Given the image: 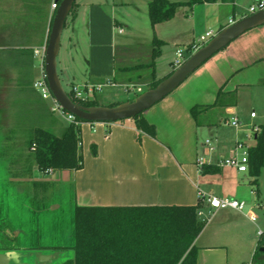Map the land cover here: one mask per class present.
I'll use <instances>...</instances> for the list:
<instances>
[{"label":"crops","instance_id":"crops-1","mask_svg":"<svg viewBox=\"0 0 264 264\" xmlns=\"http://www.w3.org/2000/svg\"><path fill=\"white\" fill-rule=\"evenodd\" d=\"M129 1H75L63 29V32L70 34L68 47L63 57L59 61L57 59L58 75L68 83L69 90L74 85L88 83H103L108 88L124 87L130 83L129 73L123 71L126 67H132L126 64L127 56L121 55V64L116 60L117 47L130 43L128 39L122 42L117 40L124 31L123 24L117 20L116 7L127 5ZM250 1L247 9L242 0H234L233 5L205 3L181 6L172 20L156 24L153 28L150 26L149 36L143 35L142 42L139 40L142 35L136 33L132 37L140 45H149L145 63L150 58L153 36L163 43L154 61V73L156 79H164L174 70L172 62L178 48L193 50L192 45L197 44L199 37L208 31L216 34L227 27L230 20L235 22L249 15L248 9L256 3L255 0ZM57 2L0 0V133L9 132L6 138L0 136V163L5 166L8 177L6 182L0 181V190L3 188L8 217L12 212L13 196L23 195L30 204L36 203L35 212L52 211L53 217H56L54 227L59 226L61 220L58 213L63 211L64 206L59 201L61 196L57 200L54 192L58 189L54 185L58 183L72 185L73 209L75 206H193L199 201V192L243 203H248L255 195L258 197L252 185H245L239 180L240 172L220 167L214 174H202L193 163L197 156L194 136L198 127L211 129L218 113H233L238 94L255 88L263 93L264 98V25L230 42L178 88L142 113L146 122L155 128L154 138L140 134L132 119L98 125V131H94L93 135L86 132L80 139V150L85 144L91 145L90 164L87 166L82 161L80 170L61 171L53 182H45L43 178L54 176L55 172L44 175L38 171L34 160L29 163L28 157L22 155L24 147L18 146L16 133L24 131V123L30 122L29 116L36 117L42 112L43 116L45 113L44 107L38 105L46 100L39 97L32 85L41 76L43 49L56 10L51 5ZM123 27L129 29L128 24ZM80 37L84 39L86 47L82 63L76 49ZM140 73L146 76L145 72ZM220 91L218 105L201 112L195 120L190 109L213 105ZM17 101H23L26 105V111L20 115L15 107ZM87 124L83 126L94 129L92 123ZM138 135L140 141L137 140ZM202 152L205 157H210L212 151L205 147ZM22 182L31 183L32 189L20 188ZM250 182L254 184V180ZM255 208L244 212L256 216ZM207 211H210L208 207L204 213ZM212 213V219L195 241L198 264H243V254L250 252L252 245L244 238L242 227L244 219L251 221L245 213L232 209ZM209 228L211 230L206 234ZM17 229L6 227L5 237L18 238L22 232ZM46 234L42 229L37 230L36 245ZM202 238L203 242L199 245ZM260 260L264 261V256Z\"/></svg>","mask_w":264,"mask_h":264},{"label":"trees","instance_id":"trees-1","mask_svg":"<svg viewBox=\"0 0 264 264\" xmlns=\"http://www.w3.org/2000/svg\"><path fill=\"white\" fill-rule=\"evenodd\" d=\"M59 2L60 0L57 5ZM205 3L233 5L234 0H148L150 26L153 28L156 24L171 20L181 6L192 7ZM74 5L75 2L71 11ZM65 26L66 21L64 28ZM162 45L153 36L149 61L123 69L129 74L136 73L129 79V84H139L148 90L162 80L156 79L154 73V61L159 56ZM187 51L191 53L193 50L188 48ZM140 72H145L146 76ZM68 94L74 102L84 107L100 106L95 98L78 100L70 91ZM220 94L221 91L211 106L192 107L190 112L193 118L197 120L201 112L217 106ZM117 104L120 103L108 106ZM132 121L140 134L155 137L154 126L147 123L142 114L132 118ZM81 122L86 121L76 118L75 122L66 126L60 136L48 129H33L27 143L39 172L77 171L82 168V155L79 150ZM137 140L140 141V135ZM262 166L264 125L255 133L254 145L248 148V167L253 169L255 177ZM199 169L202 174H214L219 167L205 165ZM205 209L206 206L200 200L193 206H75L71 218L70 240L68 244L56 247L71 250L73 255L61 264H198V247L195 241L206 225V220L199 218L198 212ZM258 248H264V231L259 235L254 256L258 254Z\"/></svg>","mask_w":264,"mask_h":264},{"label":"rangeland","instance_id":"rangeland-1","mask_svg":"<svg viewBox=\"0 0 264 264\" xmlns=\"http://www.w3.org/2000/svg\"><path fill=\"white\" fill-rule=\"evenodd\" d=\"M257 1V0H255ZM130 3H127V5H118L116 7V13L120 14L117 18L119 22H121L124 25H129V29L126 27H123L124 34L122 37L118 38L117 40L119 42H122L123 39H128L129 45L123 47L118 46L116 49V60L118 64H121V55H126L128 58L127 65L133 66L136 64H143L148 59V51L150 49L149 45H146L144 43H137L134 36V34H139L142 38L139 37V40L143 39V35L149 36V19H148V8L147 3L148 0H130ZM244 8H248L249 4L251 3L250 0H242ZM123 17V19L121 18ZM173 19V18H172ZM171 19V20H172ZM170 21V20H169ZM217 33V32H216ZM70 34L67 31H64L61 36V49L60 54L57 57L58 61L66 52V47H68V37ZM118 42V45H119ZM121 45V43H120ZM201 46V45H200ZM79 50V54L81 57L80 63L84 61L85 58V41L84 39L80 37L79 46L76 48ZM194 51L187 54L185 56V59L189 57ZM175 69V68H174ZM136 73L129 74L130 77H133ZM60 80L64 87V89L68 92V83L62 78L61 75ZM142 92L146 91V87H141ZM124 87H115V88H108L107 86H104L102 91L99 92L97 95L94 96L98 100L100 105L108 106L109 104H113L116 102L122 103L128 100H132L140 93H135L134 91L130 92H124ZM37 93V92H36ZM38 94V93H37ZM39 95V94H38ZM40 97V96H39ZM264 101L263 93L258 91L257 89L248 90L244 93L238 94L235 99V111L233 113H227L224 114L223 112L218 113L216 115L215 124L211 127V129L206 127H198L196 129V135L194 136V143L195 147L197 149V156L196 159L204 158L205 155L203 154L202 150L205 147L212 148L213 151L211 152L210 159H218L220 157H228L230 150H232L237 142L243 143L246 147H251L254 145L253 140V134L254 129L259 128L261 125H264V106L262 105ZM15 107L19 111V115L22 111H26L25 103L23 101H17L15 102ZM44 105V106H43ZM40 108L44 107V115L41 114L39 116L31 115L29 116V123H24L25 129L24 131H20L17 135V139L20 145L23 146L24 149L22 155H26L28 157V162L33 161V158L31 154H29L28 150V138L31 135V130L39 127L43 129H48L52 131L57 136H60L64 127L68 125L67 120L65 119L64 115H61L58 112L51 111V103L50 101L44 102V104L40 103L38 105ZM28 112V111H27ZM253 113L255 118H251L250 114ZM22 115V114H21ZM26 117V116H24ZM234 117H237L239 119V125L238 127L234 128L228 124H226L227 121H232ZM104 125V123L101 122H95L92 123L91 127L86 128L83 125H88L86 122H81V138L84 135V133L89 132L90 135L94 134V131H98L97 126L98 125ZM24 125H21V127H24ZM13 135V134H12ZM0 136L8 137L9 132H2L0 133ZM84 137V136H83ZM206 141L209 142V144H205ZM22 149V150H23ZM80 150V149H79ZM80 153L82 155V161L83 163H87V166L90 164V155L91 153V145L90 143L88 145H84ZM91 153V154H90ZM26 160V161H27ZM195 166V163H193ZM30 166V164H29ZM229 169H233L235 171L236 169L229 167ZM237 171V170H236ZM61 171H55L54 176H51L49 178L44 177L45 182H53L55 178L57 177V174ZM237 173V172H236ZM239 180L242 181L245 185H252V190L256 189L258 197L256 195L252 198L251 201L245 204V210L247 211L250 208L256 207L254 210L256 214V223L248 222L246 219L245 223L243 225V232H244V238L251 242L252 248L250 252H244L243 254V264H264L263 260H260V257L264 256V248H258V254L254 256L255 251L258 246V239L259 236L257 235V230L263 231L264 228V166L260 167L258 176L255 177L253 169L249 168L247 165V171L243 173H238ZM8 177L5 174V166L0 163V181L6 182ZM20 179V177H18ZM71 180V179H70ZM69 180V181H70ZM256 180V183H252L250 181ZM19 181V180H18ZM43 181V180H42ZM43 181V182H44ZM27 182V181H24ZM20 184V188L22 189H32L31 183H24ZM6 184V183H5ZM52 185V184H51ZM50 185V186H51ZM18 188V187H17ZM54 192L56 193V198L63 205V211L61 213H58L60 216V222L61 224L57 227H54L55 218L53 217L54 214L52 211L48 210H36L35 212V205L36 203L30 204L28 200L26 201L25 196L23 195H16L13 196V202L11 204V210L12 212L9 214L10 217L6 214V198L3 194V188L0 190V224L4 225L8 228L15 227L16 229H20L22 232L19 236V239L24 242V245L26 247H30V245H36V239H35V233L37 230H41L45 233H47L42 240L39 239V242L41 245L45 246L41 251H31L26 252L27 257L23 258V262L27 264H37V257L36 255H42L44 258L42 262H39V264H61L62 262L69 260L72 258V251L66 250V249H59L56 247H61L62 245L68 244V241L70 240V234L72 231V210H73V203H72V185L71 184H55ZM11 190V189H10ZM14 190V189H13ZM27 196V195H26ZM53 198V196H52ZM25 201L27 203H25ZM35 201H38V199ZM41 206V204H38ZM35 208V209H34ZM38 208V207H37ZM213 211H207L204 218H207L206 225L210 222L212 219V213ZM244 213V212H243ZM56 225V224H55ZM205 225V226H206ZM213 228V226H211ZM17 229V230H18ZM211 230L209 228L206 230V234ZM251 235V238H250ZM32 236V237H31ZM204 237V236H203ZM4 237L0 234V241L3 240ZM35 239V240H34ZM66 242V244H65ZM203 242L200 240L198 243L199 245ZM33 252V253H32ZM37 252V253H36ZM262 253V254H261ZM50 257V259H47ZM18 264V263H16Z\"/></svg>","mask_w":264,"mask_h":264},{"label":"water","instance_id":"water-1","mask_svg":"<svg viewBox=\"0 0 264 264\" xmlns=\"http://www.w3.org/2000/svg\"><path fill=\"white\" fill-rule=\"evenodd\" d=\"M75 1L60 0L55 10L44 51V74L49 91L61 109L75 118L89 123H114L132 119L144 113L178 88L196 69L230 42L245 32L264 25V9L242 17L221 29L208 42L197 48L179 67L175 68L154 88L141 92L132 100L115 106L84 107L74 102L69 96L61 83L57 70V57L64 24ZM18 255L20 256V253L6 252L0 254V259L5 262L13 259L17 263L16 258H19ZM47 259H50V257Z\"/></svg>","mask_w":264,"mask_h":264},{"label":"built area","instance_id":"built-area-1","mask_svg":"<svg viewBox=\"0 0 264 264\" xmlns=\"http://www.w3.org/2000/svg\"><path fill=\"white\" fill-rule=\"evenodd\" d=\"M58 5L57 3H53L51 5V8L57 9ZM261 9H264V0H257L254 5H252L248 9L249 15L252 13H255L256 11H259ZM233 21H229V25L232 24ZM215 34L212 31H208L204 35L200 36L197 40V44L192 45L193 50H196L200 47V45H204L206 42L209 41ZM44 51L43 49V58H44ZM187 48H178L175 53V59L172 62L173 68L179 67L183 61L185 60ZM33 89L39 94L40 98L46 101L51 102V111L58 112L61 115L65 116V119L67 120L68 124L75 122V117L61 109V107L55 102L53 99L44 74V64L41 66V76L36 79L33 83ZM105 84L103 83H97V84H83V85H74L70 88V92L73 95L75 99L78 100H88L93 99V97L102 91ZM124 92H130L134 91L135 93H141L142 89L140 86L137 85H126L123 89ZM251 118H254V114H250ZM226 124L236 128L239 125V119L237 117H234L233 120L227 121ZM80 125V124H79ZM257 128L254 129V133L257 132ZM205 144H209L208 141H206ZM248 148L243 143L237 142L232 150L229 152V156L224 158L220 157L217 160L210 159L209 157L199 158L196 160V165L198 168L205 166V165H214L216 167H232L236 169L238 172L243 173L247 171V165H248ZM206 149L211 152L213 151L212 148L206 147ZM52 171L47 170L44 172V175L50 174ZM199 200L204 204L206 207H208L211 211H218L223 209H232L235 211H238L239 213H243L245 210V204L241 201H238L236 199L231 198H218L211 195H206L202 192L198 193ZM245 213V212H244ZM247 218L252 222L256 223L257 219L256 216L250 213H245ZM205 213L204 211L198 212V217L201 219H205L207 222V218H204ZM262 231L259 229L257 230V235L259 236Z\"/></svg>","mask_w":264,"mask_h":264},{"label":"flooded vegetation","instance_id":"flooded-vegetation-1","mask_svg":"<svg viewBox=\"0 0 264 264\" xmlns=\"http://www.w3.org/2000/svg\"><path fill=\"white\" fill-rule=\"evenodd\" d=\"M5 232H6V226L0 224V234L4 237V239L0 241V254L6 253V252L20 253V256L18 255L19 258L18 259L16 258V260H18L17 261L18 264H27L22 261L23 258L27 257L26 252L41 251L44 248H46L45 246L41 244L32 245V246L30 245V247H26L24 245V242H22L19 239V237L14 238V239L13 237L10 238V236L5 237ZM36 257H37V264H39V262L43 263L44 260L42 259L44 257L40 255V253L39 255H36ZM0 264H16V262H14L13 259H10L8 262L2 261V259H0Z\"/></svg>","mask_w":264,"mask_h":264}]
</instances>
